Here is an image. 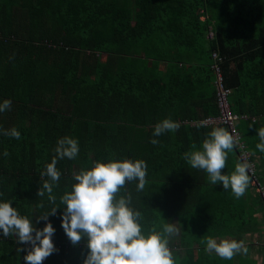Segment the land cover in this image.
Here are the masks:
<instances>
[{
    "label": "trees",
    "instance_id": "obj_1",
    "mask_svg": "<svg viewBox=\"0 0 264 264\" xmlns=\"http://www.w3.org/2000/svg\"><path fill=\"white\" fill-rule=\"evenodd\" d=\"M216 63L238 116L237 143L222 174L249 165L250 185L239 199L183 159L212 128L232 131L199 123L219 113ZM4 100L11 109L0 113V128L15 127L21 138L0 133V202L11 201L37 229L45 225L37 217L53 207L47 194L36 195L48 179L40 173L58 139L79 142L78 157L56 165L60 208L47 220L56 251L43 264H83L87 239L71 244L59 197L71 190L73 172L108 159L146 162L144 191L133 181L120 194H131L146 230L174 223L170 248L178 264H259L247 254L232 260L206 254L202 241L239 236L248 242V233L264 227V153L256 149V130L264 127V0H0ZM168 118L179 129L153 136ZM30 249L0 232V264H25Z\"/></svg>",
    "mask_w": 264,
    "mask_h": 264
},
{
    "label": "clouds",
    "instance_id": "obj_2",
    "mask_svg": "<svg viewBox=\"0 0 264 264\" xmlns=\"http://www.w3.org/2000/svg\"><path fill=\"white\" fill-rule=\"evenodd\" d=\"M10 109V100L0 103V113ZM179 127L172 119H164L155 125L153 136L175 132ZM256 132L259 137L256 149L264 153V127ZM0 133L17 140L21 138L15 127L7 130L0 128ZM150 143L157 145L159 141L151 139ZM236 143L235 136L228 130L214 127L207 133L201 147L198 149L195 144L191 145V150L183 154V159L191 168L203 170L212 185L222 184L225 191L230 189L233 197L239 199L250 185L248 163H237L230 174H222L227 167L228 154ZM54 152L51 162L40 173L48 179L43 181L36 194L42 198L47 194L49 203L53 205L37 217V221H45L42 229L35 228L32 220L21 215L11 201L0 202V232L4 237L15 236L20 243L31 245L24 256L25 264H43L56 251L52 241L55 229L47 222L48 216L55 215L60 208L56 206L57 197L53 194L61 175L56 165L58 160L65 158L75 160L79 155V142L65 136L57 140ZM3 155H9L7 150ZM147 167L142 159H108L106 162L94 161L90 168L73 172L71 190L59 197L60 204L64 206L61 227L73 246L83 238L87 239L88 253L83 264H178L170 248V240L178 231L174 223H165L160 230H146L142 213L131 206V194L127 191L120 194L133 181L137 182L136 191L142 193L148 184ZM38 207H44L43 202ZM202 243L205 244L206 254L214 253L223 260H232L236 255L248 252L243 240H217L208 236Z\"/></svg>",
    "mask_w": 264,
    "mask_h": 264
},
{
    "label": "built area",
    "instance_id": "obj_3",
    "mask_svg": "<svg viewBox=\"0 0 264 264\" xmlns=\"http://www.w3.org/2000/svg\"><path fill=\"white\" fill-rule=\"evenodd\" d=\"M212 55L217 60V62L221 61V57L218 56L215 52ZM212 67L214 68L217 77L215 82L218 85L217 99H218L219 113L216 116L205 118L199 123L204 125L226 124L228 128L232 130L234 123L238 119V116L232 112L231 105L229 103V95L231 93V89L225 88L223 86L222 73L218 63L212 65ZM233 131L234 130H232L231 133L234 135Z\"/></svg>",
    "mask_w": 264,
    "mask_h": 264
},
{
    "label": "rangeland",
    "instance_id": "obj_4",
    "mask_svg": "<svg viewBox=\"0 0 264 264\" xmlns=\"http://www.w3.org/2000/svg\"><path fill=\"white\" fill-rule=\"evenodd\" d=\"M252 183L254 185H258L255 179L254 181H252ZM260 193H261L260 194L261 197L264 198V187H262ZM246 237L249 238L250 240L248 242H245V245L248 248L247 255L253 256L258 261L259 264H264V258H263L264 257V227L261 228V230L258 232L248 233ZM240 238L241 237L236 236L235 238L232 237L230 239H235L239 241L241 240ZM223 239H226V238H223Z\"/></svg>",
    "mask_w": 264,
    "mask_h": 264
}]
</instances>
